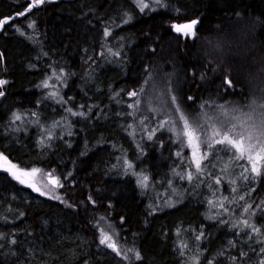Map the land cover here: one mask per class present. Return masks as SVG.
<instances>
[{
	"label": "trees",
	"instance_id": "16d2710c",
	"mask_svg": "<svg viewBox=\"0 0 264 264\" xmlns=\"http://www.w3.org/2000/svg\"><path fill=\"white\" fill-rule=\"evenodd\" d=\"M160 2L142 12L137 0H46L20 16L32 0H0V19L11 18L0 28V264H196L198 254V264H252L264 246L232 227H242V206L252 204L250 222L264 233L255 209L264 178L238 181V194L207 172L205 183L189 182L195 168L176 155L175 135L148 139L169 118L160 108L172 95L193 115L213 101L264 96V0ZM193 20V38L173 31ZM182 155L191 158L187 148ZM10 165L40 169L34 184L45 194L22 186ZM216 165L219 175L224 164ZM225 196L236 201L225 202L227 212ZM103 229L120 258L100 249Z\"/></svg>",
	"mask_w": 264,
	"mask_h": 264
},
{
	"label": "snow or ice",
	"instance_id": "6c2138e0",
	"mask_svg": "<svg viewBox=\"0 0 264 264\" xmlns=\"http://www.w3.org/2000/svg\"><path fill=\"white\" fill-rule=\"evenodd\" d=\"M46 0H32V3L28 5L25 12H21L18 15L24 16L26 12L30 11L32 8L45 3ZM140 10L143 12L145 9L150 7L149 3H145L144 0H137ZM158 6H163L160 0H155ZM7 19H0V28L8 23ZM131 17L125 21L128 23ZM197 24L196 20L190 23L184 24H173L172 28L177 33H182L185 36L195 35L193 32L194 26ZM33 24H29L28 27H33ZM23 34V33H22ZM109 35L106 31L105 36ZM55 75V74H54ZM60 79L59 76L56 77ZM7 81L0 80V86L6 84ZM229 86H232L231 81H227ZM44 87H49L48 82H44ZM4 93L0 91V96ZM51 96L55 97L56 92L50 93ZM130 97H136L138 93L136 91L129 92ZM189 100L193 97L189 96ZM62 102V101H58ZM135 104H139L136 101ZM134 104H130L129 107H134ZM201 108H208L207 103L200 105ZM170 109V111H169ZM68 111L72 115H83V113L72 112L71 109ZM160 111L166 114L169 118L165 121L160 122L156 128L152 129L148 135V139L151 140L157 131H167L173 133L176 137L174 143L179 145V151L176 155L181 159V163H187L189 168L194 166L195 172L188 171L186 173V178L189 182L193 179H197L200 183H205V181L200 180L206 172L209 174V180L212 176H215V184L221 185L222 183H228L231 185V191L233 193L239 192L237 187V182H251L264 178V96L259 99H253L250 103L244 105L233 106L231 104H215L212 102L211 110L204 111L197 115H193L183 107L182 103L178 100L175 95L171 96L170 103L167 107L161 103ZM15 120H20L19 115L14 114ZM43 143V142H41ZM185 148L191 150V158L187 159L182 153H184ZM227 157V160H225ZM0 160H6L5 157L0 155ZM207 161V163H205ZM223 162L224 166L220 169V174L218 175L214 169L216 168V162ZM129 169L132 168L131 163H127ZM16 165H10L6 171H9L21 184H26L28 187L32 188L33 191L40 192L41 195L45 193L40 190L34 183L24 179L26 177H34L40 169H32L31 171H17ZM235 169H239V175L236 174ZM180 179H185V174L183 172L175 173ZM51 175V174H50ZM225 177H228L225 180ZM148 177L143 176L139 181L142 187H147ZM50 182L54 187H62L59 180L52 178ZM210 189L213 185L208 182L206 184ZM254 190V189H253ZM215 196V192H213ZM247 195H251L250 192ZM55 199H60L57 197H52ZM241 201L245 200L244 196H239ZM235 204V199H231L228 196L223 197L220 201L219 207L223 208L225 212L229 211L225 208V202ZM209 205L216 207L212 200L208 201ZM242 215L247 214L246 218L237 224H233L232 227H239L240 232H244V229H250V233H245L251 239L252 234H258L260 239L259 243L264 244V233H261V228L257 227L255 224L251 223L252 216L257 215V211L253 210L252 204H247V206H242ZM255 209L259 210V215H264V200H261L259 204L255 205ZM4 239V234L0 233V240ZM199 239V237H197ZM11 243H16L12 240ZM231 243V242H230ZM101 245H107L113 251H117V246L112 242L111 237L107 233H102L100 239ZM2 247V245H0ZM183 247H186L183 246ZM129 252L132 249H128ZM260 253H264V246L260 248ZM183 254V253H182ZM200 255V254H198ZM198 255L193 257V260L198 264ZM246 255V253H242ZM136 259H140L139 253H136ZM233 261L235 258H232ZM260 264H264V259H261Z\"/></svg>",
	"mask_w": 264,
	"mask_h": 264
},
{
	"label": "rangeland",
	"instance_id": "374dc122",
	"mask_svg": "<svg viewBox=\"0 0 264 264\" xmlns=\"http://www.w3.org/2000/svg\"><path fill=\"white\" fill-rule=\"evenodd\" d=\"M150 2H148L149 3V5H155V0H149ZM174 31V30H173ZM175 32V31H174ZM193 32H194V28H193ZM175 33H177V32H175ZM177 34H180L183 38H193V36L194 35H188V36H185L184 34H182V33H177ZM145 98H147V97H145ZM145 98H143L142 100H144ZM149 98V97H148ZM252 101V100H251ZM250 101V102H251ZM141 102V101H140ZM154 102V99H153V101L152 100H149L148 101V99H147V101H146V104L148 105V111L152 108V103ZM154 104V103H153ZM137 105H140V103L139 104H137ZM136 113H138L137 111H136ZM124 122H122V121H119V124H123ZM189 153H190V156H191V150L189 149ZM1 162V161H0ZM0 166L2 167L3 166V164L2 163H0ZM0 167V168H1ZM20 171V170H19ZM22 171V170H21ZM240 171V170H239ZM37 175V174H36ZM36 175L34 176V177H26V178H24V179H26V180H28V181H30V182H32V183H34V182H36L35 180H36ZM250 182H247V184H249ZM21 184V183H20ZM22 186H25V187H28L26 184H21ZM30 188V187H29ZM162 198H164L163 196H162ZM102 233H107L110 237H111V240H112V242L113 243H115L116 244V246H117V251L120 253L119 255L117 254V252H115V251H113V253L114 254H117V256L120 258L121 257V247L120 246H118L117 245V243L114 241V237H113V235L109 232V230H107V229H103V230H101V235H102ZM100 239H101V237H100ZM100 244V243H99ZM100 249L101 250H103V251H105V252H107L108 251V249H111V248H109V247H107V245H101L100 244ZM256 256H255V259L251 262L252 264H260V261H261V259H264V253H260V249L256 252V254H255ZM234 261H236V259L234 260ZM233 261V262H234ZM234 264H238V262L236 261Z\"/></svg>",
	"mask_w": 264,
	"mask_h": 264
},
{
	"label": "water",
	"instance_id": "95a60500",
	"mask_svg": "<svg viewBox=\"0 0 264 264\" xmlns=\"http://www.w3.org/2000/svg\"><path fill=\"white\" fill-rule=\"evenodd\" d=\"M1 168H3V167H1ZM5 169H7L8 167L6 166V167H4ZM9 172V171H8ZM10 173V172H9Z\"/></svg>",
	"mask_w": 264,
	"mask_h": 264
},
{
	"label": "bare ground",
	"instance_id": "6f19581e",
	"mask_svg": "<svg viewBox=\"0 0 264 264\" xmlns=\"http://www.w3.org/2000/svg\"><path fill=\"white\" fill-rule=\"evenodd\" d=\"M85 115H88V114H85ZM86 117V116H85ZM86 119V118H85Z\"/></svg>",
	"mask_w": 264,
	"mask_h": 264
}]
</instances>
